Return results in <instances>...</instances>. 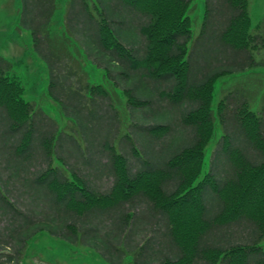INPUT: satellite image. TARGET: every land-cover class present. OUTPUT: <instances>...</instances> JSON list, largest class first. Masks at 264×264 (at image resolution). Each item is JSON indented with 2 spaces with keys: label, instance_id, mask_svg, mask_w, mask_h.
<instances>
[{
  "label": "trees",
  "instance_id": "16d2710c",
  "mask_svg": "<svg viewBox=\"0 0 264 264\" xmlns=\"http://www.w3.org/2000/svg\"><path fill=\"white\" fill-rule=\"evenodd\" d=\"M22 1L50 94L81 133L26 100L0 58V264H25L46 234L109 264H264V83L253 70L264 19L253 25L251 0H204L196 36V0H69L61 33L58 0ZM236 74L258 82L214 104L217 80Z\"/></svg>",
  "mask_w": 264,
  "mask_h": 264
},
{
  "label": "rangeland",
  "instance_id": "374dc122",
  "mask_svg": "<svg viewBox=\"0 0 264 264\" xmlns=\"http://www.w3.org/2000/svg\"><path fill=\"white\" fill-rule=\"evenodd\" d=\"M68 2L69 0L57 1V9L51 24V30L54 33H61L66 27ZM22 10V0H0V58L3 57L12 64L11 70L18 75L25 86L24 98L43 109L58 123L63 132L71 134L76 141H80L78 136L81 131L64 114L60 101L50 94V70L46 60L34 45L31 29L21 22ZM204 10V0H196L192 10L196 19L194 36L200 31ZM250 12L252 23L256 27L264 19V0H251ZM76 56L85 64V69L89 71L94 81L102 82L103 71L93 67L84 55ZM259 57L264 58V49ZM253 70L257 71L264 83V66H258ZM237 75L223 76L217 80L214 89V104H217L227 89L233 86L247 87L248 84L252 85L253 82H258V77H254L252 74L246 75L243 79H241L242 76ZM248 87H254L258 91L262 86ZM118 99L123 104L124 98L118 96ZM259 104L257 105L259 106ZM70 127H73V130L68 129ZM179 132L177 129L174 130L167 138L166 143L169 144L177 140L180 137ZM62 143L64 147L75 145L74 141L66 137ZM211 151L206 153L207 165L210 162ZM27 251L25 264H109L93 247L68 240L65 242L48 234L39 237ZM125 264L131 263L128 260Z\"/></svg>",
  "mask_w": 264,
  "mask_h": 264
},
{
  "label": "crops",
  "instance_id": "0c3cea01",
  "mask_svg": "<svg viewBox=\"0 0 264 264\" xmlns=\"http://www.w3.org/2000/svg\"><path fill=\"white\" fill-rule=\"evenodd\" d=\"M99 254V253H98Z\"/></svg>",
  "mask_w": 264,
  "mask_h": 264
}]
</instances>
